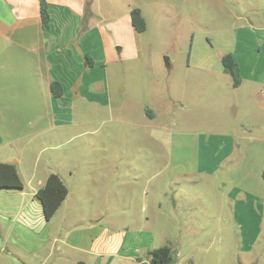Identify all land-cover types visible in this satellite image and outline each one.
<instances>
[{
    "label": "crops",
    "instance_id": "obj_1",
    "mask_svg": "<svg viewBox=\"0 0 264 264\" xmlns=\"http://www.w3.org/2000/svg\"><path fill=\"white\" fill-rule=\"evenodd\" d=\"M45 1L49 19L43 26L40 0H0V162L13 164L23 183L22 188L0 187V260L6 259L8 264H13L10 260L17 264H106L105 258L110 257V262L116 259L119 264H145L147 252L155 247L149 236L139 231L128 237L122 229L109 233L104 213L91 215L87 210L122 204L124 197H118L116 191L126 183L125 176H135L138 171L153 174V161L163 158L153 147L163 141L157 139L155 144L151 134L155 128L162 130L157 125L159 109L153 103H137L141 79L130 73L140 57L138 32L129 14L135 6L128 0ZM115 2L123 3L126 11L106 20V11H114ZM158 65L165 67L161 61ZM190 76L179 81L178 103L185 112L202 104L201 79ZM53 81L62 87L60 96L50 91ZM245 83L258 90L253 92L255 96L261 94L254 71L241 77L237 87L231 86L235 90ZM174 85L168 73L162 75L167 103L174 100ZM234 102L238 106L237 98ZM106 111L120 119L121 127L140 128L146 150L137 149V137H127L113 152L100 147L72 151L76 144L61 148L76 140L87 144L86 135L90 129L95 131L98 117ZM139 112L141 126L133 118ZM237 134L232 130L231 138ZM139 161H145L140 170ZM50 173L60 177L67 194L46 220L35 193ZM135 179L125 185L129 192ZM251 199H255L252 204L247 205L246 199L240 203L264 206L261 196ZM62 206L65 214L58 222ZM239 215L232 206L230 220L244 218ZM253 217L261 224V212ZM260 256L255 254L250 264H261Z\"/></svg>",
    "mask_w": 264,
    "mask_h": 264
},
{
    "label": "rangeland",
    "instance_id": "obj_2",
    "mask_svg": "<svg viewBox=\"0 0 264 264\" xmlns=\"http://www.w3.org/2000/svg\"><path fill=\"white\" fill-rule=\"evenodd\" d=\"M127 2L140 8L146 22L145 30L138 32L139 61L130 73L141 79L137 103H153L159 109L157 125L162 130L155 128L151 134L155 144L157 139L163 141L153 146L163 158L153 161V174L138 171L135 176H125L126 183L116 191L118 197H124L122 204L87 210L91 215L104 213L107 232L122 229L129 237L143 231L154 248L167 244L173 251V264H250L255 254H261L264 264V206L240 203L246 199L247 205L252 204V196L264 198V0ZM115 3L114 11H106V20L125 13L123 3ZM225 53L235 56L242 78L255 72L261 94L255 96L253 92L258 90L247 83L233 90L232 78L221 63ZM160 61L165 67L158 65ZM165 73L175 84L171 87L174 100L169 103L161 86ZM190 75L201 79L202 104L185 112L178 103L179 81ZM251 99L254 101L248 104ZM137 114L133 118L141 126V112ZM96 122L95 131L90 129L86 135L87 144L76 140L61 148L76 144L72 151L100 147L113 152L127 137H137V149L146 150L140 128L121 127L114 113L106 111ZM232 130L239 134L231 138ZM142 162H138V170ZM134 178L136 185L129 192L125 185ZM13 205L11 200L10 209ZM232 206L243 219L230 220ZM257 211L261 224L253 217ZM64 214L62 206L58 222ZM111 260L106 257V264H119ZM0 264L8 262L2 259Z\"/></svg>",
    "mask_w": 264,
    "mask_h": 264
},
{
    "label": "trees",
    "instance_id": "obj_3",
    "mask_svg": "<svg viewBox=\"0 0 264 264\" xmlns=\"http://www.w3.org/2000/svg\"><path fill=\"white\" fill-rule=\"evenodd\" d=\"M133 28L137 32H142L146 28L145 19L140 8L132 7L129 11ZM40 16L42 25L48 24V4L45 0H40ZM223 71L232 78L233 87L241 83V76L238 62L232 53H225L221 58ZM50 91L54 96H60L62 87L59 82L53 81L50 84ZM148 113V112H147ZM149 116L151 115L148 113ZM0 187L22 188L23 183L17 173L15 166L11 163L0 162ZM67 194V187L56 173H50L43 186L40 187L35 196L41 203L43 216L46 220L54 214L62 200ZM148 264H173V251L167 244L151 249L149 252Z\"/></svg>",
    "mask_w": 264,
    "mask_h": 264
},
{
    "label": "water",
    "instance_id": "obj_4",
    "mask_svg": "<svg viewBox=\"0 0 264 264\" xmlns=\"http://www.w3.org/2000/svg\"><path fill=\"white\" fill-rule=\"evenodd\" d=\"M166 58V57H165ZM165 60H167V58L165 59ZM166 65H168V63L166 62Z\"/></svg>",
    "mask_w": 264,
    "mask_h": 264
}]
</instances>
